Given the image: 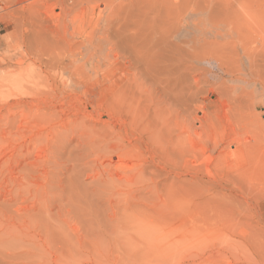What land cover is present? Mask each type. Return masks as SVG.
I'll return each mask as SVG.
<instances>
[{"label": "rangeland", "instance_id": "374dc122", "mask_svg": "<svg viewBox=\"0 0 264 264\" xmlns=\"http://www.w3.org/2000/svg\"><path fill=\"white\" fill-rule=\"evenodd\" d=\"M85 4L0 0V264H264V0Z\"/></svg>", "mask_w": 264, "mask_h": 264}, {"label": "bare ground", "instance_id": "6f19581e", "mask_svg": "<svg viewBox=\"0 0 264 264\" xmlns=\"http://www.w3.org/2000/svg\"><path fill=\"white\" fill-rule=\"evenodd\" d=\"M45 1H48V0H45ZM79 1H82V2H86V4H92L95 0H79ZM87 1H88V3H87ZM85 4V5H86ZM27 7L28 6H22L21 7V10H26L27 9ZM99 9H100V7H98V6H94L93 8L91 7H86V10H87V12L89 11L90 12V10H92V11H94V12H96V11H99ZM201 22H205V21H200L199 23V25L196 23L192 28H193V30H194V32H193V30H191V32H190V34H191V39H190V41L189 42H191V43H195V42H199L200 44H202V45H208V44H211L212 43V41L213 40H215L216 38H219V37H222L223 36V29L222 28H220V27H215V26H212V25H205V23L203 24H201ZM209 24V23H208ZM193 32V33H192ZM166 34H168V36H164V39H165V41H169V40H172V42H174L175 44H177L178 43V41H179V39H180V28H178V27H173V29L171 30V31H169V32H166ZM188 43V42H187ZM218 69H220V67L218 66ZM261 90H259V91H256V92H252L251 93V95H247V97L249 98V102H250V104H251V106H254L255 107V109L257 108V107H264V86H261V88H260ZM234 92H235V90H234ZM230 93H232V92H230ZM14 94V93H13ZM20 95V94H19ZM10 97H11V95H10ZM254 107H253V109H254ZM252 109V110H253ZM264 110V109H263ZM254 111V110H253ZM253 115H255V114H253ZM257 116H258V114H257ZM262 117V116H261ZM259 120H260V118H259ZM262 121H263V123H261L262 124V126L264 125V120H263V118H262ZM260 122H261V120H260ZM264 127V126H263ZM264 136V135H263ZM254 137V136H253ZM246 144H248L249 146H250V143L249 142H247L246 141ZM248 145H246V146H248ZM247 147H245V145H244V149H246ZM244 149H242V150H244ZM251 149H252V146H251ZM263 149H264V147H263ZM248 150H249V147H248ZM246 151V150H245ZM243 152V151H242ZM263 152H264V150H263ZM256 153V152H255ZM243 154H244V157L246 158V156L248 157V156H250V153H248L246 156H245V153H242V157H243ZM251 155H252V151H251ZM259 155V154H258ZM258 155H257V157H258ZM261 157H262V155L260 156V159H261ZM263 158V157H262ZM248 159H249V157H248ZM250 159H252L251 157H250ZM249 159V160H250ZM243 160H244V158H243ZM253 161V160H252ZM250 162H248V164H249ZM252 163V162H251ZM248 164H246L247 165V167H249V165ZM251 165V164H250ZM252 179V178H251ZM255 179V178H254ZM254 179L252 180V181H254ZM249 180V179H248ZM250 182V181H249ZM255 182H257V181H255ZM254 182V183H255ZM252 190V189H251ZM257 193V192H256ZM252 194H253V192H252ZM250 196V195H249ZM257 196V195H256ZM245 197V196H244ZM255 196H253V199L252 200H256V198L257 197H255ZM258 197H259V195H258ZM258 199V198H257ZM252 200H251V202H252ZM250 201V200H249ZM257 202H258V200H256ZM257 202H255V203H257ZM254 207V206H253ZM247 208H249L248 206H247ZM252 209V208H251ZM247 211V210H246ZM252 213H254V212H252ZM260 214V213H259ZM242 216H243V214H242ZM248 216V215H247ZM245 217V216H244ZM253 217V216H252ZM247 218V217H246ZM245 220V219H244ZM259 221V220H258ZM247 224H248V222H247ZM246 224V225H247ZM243 225V224H242ZM244 226V225H243ZM250 226V225H249ZM253 226V225H252ZM242 227V226H241ZM247 228H249L248 226H247ZM246 228V229H247ZM253 229V227H251L250 226V228L249 229ZM254 228H257V226L255 227V224H254ZM259 228V227H258ZM241 229V228H240ZM245 229V228H244ZM251 229V230H252ZM262 229V230H261ZM261 229H259V230H257V231H251V230H246V231H244L243 232V238L245 239V241L247 240L248 242H250V245L251 246H253V244L255 245L254 246V250H255V248H257V251L259 250V249H262V247H264V225H262V227H261ZM232 232H233V230H232ZM234 232H235V230H234ZM252 232V233H251ZM237 233V232H236ZM240 233V232H239ZM242 233V232H241ZM233 235H235L234 233H233ZM244 241V243L246 244V242ZM241 243V242H240ZM252 243V244H251ZM242 244V243H241ZM243 245V244H242ZM234 247V246H233ZM247 248V247H246ZM252 249V250H253ZM264 250V249H263ZM256 251V252H257ZM260 252H261V254H264L261 250H259ZM258 251V252H259ZM255 252V251H254ZM259 252V253H260ZM239 259H240V256H239ZM242 260V259H241ZM240 262V261H239Z\"/></svg>", "mask_w": 264, "mask_h": 264}]
</instances>
